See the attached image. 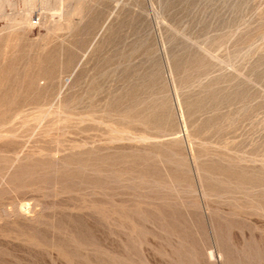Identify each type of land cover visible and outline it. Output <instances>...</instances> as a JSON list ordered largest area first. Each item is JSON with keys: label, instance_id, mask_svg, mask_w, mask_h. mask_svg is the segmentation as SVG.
<instances>
[{"label": "rangeland", "instance_id": "374dc122", "mask_svg": "<svg viewBox=\"0 0 264 264\" xmlns=\"http://www.w3.org/2000/svg\"><path fill=\"white\" fill-rule=\"evenodd\" d=\"M0 264H264V0H0Z\"/></svg>", "mask_w": 264, "mask_h": 264}, {"label": "bare ground", "instance_id": "6f19581e", "mask_svg": "<svg viewBox=\"0 0 264 264\" xmlns=\"http://www.w3.org/2000/svg\"><path fill=\"white\" fill-rule=\"evenodd\" d=\"M15 210V209H14ZM69 252V251H68ZM61 253V252H60Z\"/></svg>", "mask_w": 264, "mask_h": 264}]
</instances>
